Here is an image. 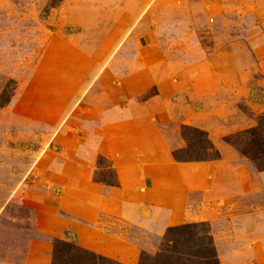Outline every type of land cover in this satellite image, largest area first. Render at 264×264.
Returning a JSON list of instances; mask_svg holds the SVG:
<instances>
[{
    "label": "rangeland",
    "instance_id": "1",
    "mask_svg": "<svg viewBox=\"0 0 264 264\" xmlns=\"http://www.w3.org/2000/svg\"><path fill=\"white\" fill-rule=\"evenodd\" d=\"M61 2L0 0V264L56 239L138 264L191 223L220 264H264V172L224 142L264 113V0ZM183 126L219 160L175 162Z\"/></svg>",
    "mask_w": 264,
    "mask_h": 264
},
{
    "label": "trees",
    "instance_id": "2",
    "mask_svg": "<svg viewBox=\"0 0 264 264\" xmlns=\"http://www.w3.org/2000/svg\"><path fill=\"white\" fill-rule=\"evenodd\" d=\"M61 1L63 0H48L44 13L48 14L52 8L56 9ZM8 87L6 86L0 95V108L10 101ZM181 137L185 147L170 153L175 162L199 163L219 160V153L205 132L183 126ZM224 142L234 148L257 172H264V113L257 118L254 127L228 136L224 138ZM92 181L109 189L119 188L111 164L101 156L96 162ZM50 253V264H120L81 247L73 240H54ZM140 254L138 264H220L207 223L183 224L168 228L153 256L144 252Z\"/></svg>",
    "mask_w": 264,
    "mask_h": 264
},
{
    "label": "crops",
    "instance_id": "3",
    "mask_svg": "<svg viewBox=\"0 0 264 264\" xmlns=\"http://www.w3.org/2000/svg\"><path fill=\"white\" fill-rule=\"evenodd\" d=\"M121 246L122 248H124V250L132 251V254H134V257H132V259L135 260V255H137L136 252H138L139 250H137L135 246L130 245L129 243H123ZM90 251H92L93 253L102 255V256L112 257V259L114 258L116 260H119L123 264H128L127 261L124 262V260H122L124 258L123 255H121L120 257L112 256V252H113L112 249H101V250L96 249V250H90Z\"/></svg>",
    "mask_w": 264,
    "mask_h": 264
}]
</instances>
